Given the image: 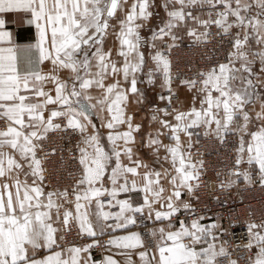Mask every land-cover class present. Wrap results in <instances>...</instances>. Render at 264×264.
I'll list each match as a JSON object with an SVG mask.
<instances>
[{"label":"snow or ice","instance_id":"6c2138e0","mask_svg":"<svg viewBox=\"0 0 264 264\" xmlns=\"http://www.w3.org/2000/svg\"><path fill=\"white\" fill-rule=\"evenodd\" d=\"M128 3L0 0V264H121L116 256L133 264L132 253L138 255L140 264H222L224 260L237 264L230 258L226 242L217 244L219 225L201 223L204 217L197 216L182 199L185 190L190 194L199 187L203 161L193 162L181 134L188 138L187 149L192 147L193 129L203 128L205 137L214 136L221 143L225 136L237 134L234 167L220 187L229 188L240 177L251 184L253 171L264 186V95L256 90L264 87V0H165L168 20L153 34L150 47L163 43L165 37L175 41V30L187 26L189 20L205 29L198 33L194 27L188 28L187 35L196 41L206 39L207 29L215 25L233 42L227 63L198 73L199 81H182L189 90L200 85L199 108L193 105L187 111L171 112L163 108L157 110L162 115L152 116L167 130L157 131L155 136L149 133L146 145L156 153L164 149V161L171 169L162 166L161 170L136 158L130 146L140 125H133L126 107L130 94L139 93L138 74L146 63L139 32L142 24L137 21L147 20L152 13L149 0H132L126 10ZM192 9H207V19L194 16ZM13 14L30 17L27 23L35 27V42L26 48L17 45L6 30V17ZM113 20L119 27L113 33L119 44V60L112 59L111 49H104L108 30L116 27ZM232 29H238L234 36ZM151 60L154 71L163 76V86L171 92L170 61L159 50ZM257 61L259 73L254 70ZM46 62L51 64L47 71L43 68ZM61 72L67 77L62 78ZM152 82L150 71L148 83ZM93 89L100 94L92 95ZM167 99L170 104L171 97ZM257 103L260 110L255 112V120L260 125L251 131L248 106L254 110ZM94 115L108 130L107 147L96 130ZM168 116L174 122L165 118ZM57 119L66 120L67 128L79 131L84 145L79 147L82 172L71 194L68 189L45 192L41 159L37 158L40 142L49 132L61 129L60 123H54ZM121 126L126 129L120 130ZM160 136H167L172 143L163 144ZM242 164L248 168L241 169ZM133 193L142 194V202L134 203ZM121 194L127 198L120 199ZM65 204L73 205L74 211ZM114 208L118 210L112 211ZM181 209L190 223L181 219L176 227ZM61 216L65 230L74 220L79 233L93 238L92 243L67 248L60 245L59 229L54 225ZM138 218L161 226L143 235L137 231L111 234L136 225ZM248 233L245 248L250 253L254 246L258 249L254 258L249 256L248 264H264V222L250 223ZM105 234L110 238L102 245L96 237ZM94 247L110 254L96 261L90 251ZM40 249L48 254L37 259Z\"/></svg>","mask_w":264,"mask_h":264},{"label":"built area","instance_id":"2783aa9c","mask_svg":"<svg viewBox=\"0 0 264 264\" xmlns=\"http://www.w3.org/2000/svg\"><path fill=\"white\" fill-rule=\"evenodd\" d=\"M207 31L209 35L201 41L194 39L187 43L163 42L160 44L159 51L170 61L171 92L165 86L161 91V96L165 97L164 100L168 103V97H171L170 104L179 102L180 96L175 87L182 81L192 79L199 81L201 77L198 73L218 67L220 63H227L228 54L232 51V38L223 35L215 25ZM169 45L174 46L169 50ZM159 79L163 84L162 74ZM199 87L200 85L197 84V87L193 89L197 91ZM56 123L62 125L61 129L49 132L46 139L40 142L37 158L41 159L45 189L48 191L68 189L71 194L72 186L82 172L79 164V135L75 130L67 128L64 121ZM238 140L239 136L234 133L225 136L223 143L211 135L208 137L202 135L197 140L190 153L193 162L203 161V166L197 182L199 187L194 188L190 193V205L195 209L197 216L204 217L201 222L217 220L221 223L219 240L221 243L226 242L225 247L230 258L236 260L237 264H248L249 256L253 258L254 249L253 247L250 253L245 248L249 240L248 225L253 222L257 224L264 222V186L259 184V178L253 171L251 184H245L240 177L231 187L226 189L220 187L222 181L228 180V172L234 167ZM240 167L247 169L244 164ZM70 199L74 198L70 195ZM65 207L71 210L74 208L70 204H65ZM181 219L190 223V217L185 215L184 209L177 213L176 227L179 226ZM132 226L142 235L152 228L147 218H138L137 224ZM58 228L63 236L61 245L64 248L92 243L93 238L79 233L74 220H70L65 230L61 216ZM109 238V236L96 237L102 245ZM103 249L94 247L90 251L93 257H98ZM222 264H227V261L224 260Z\"/></svg>","mask_w":264,"mask_h":264},{"label":"crops","instance_id":"0c3cea01","mask_svg":"<svg viewBox=\"0 0 264 264\" xmlns=\"http://www.w3.org/2000/svg\"><path fill=\"white\" fill-rule=\"evenodd\" d=\"M131 2H132V0H129L128 5L126 6V10H127V7H130ZM149 2H150L149 11L152 13V15L145 21H137V23L142 24V27L139 28V32H140V35L142 37L141 51L143 52V54L145 56L146 63L144 65L142 71L138 74L139 93L136 96H132L130 94L129 101H128V104L126 107V113L133 117V125L134 126L137 124L140 125V130L133 134L134 138H135V143L130 145V146L133 148L134 156L136 158H139L140 160H142L145 164H148L150 167H152L156 170H161L162 166L165 168L171 169L170 164L168 162L164 161V156L166 155V153H165L163 148H161L160 151L158 153H156V152H154L153 148L146 146L148 143V139H149V137H148L149 133H152V135L155 136L157 131L167 132L166 129H162L160 127L158 122L152 120V116L154 114L162 115L161 113H158L157 110L163 109V108H167L169 112H171L173 109H177V110H181V111H187L191 107H193V105H195V107L199 108L200 107V99L202 97L199 96L198 92L195 89L189 90L187 85H185L184 83H180L179 85H177L175 87V89L177 90V92L179 93V96H180V100L178 103L169 104L164 99H161V97H162L161 91L163 88V84L161 83V81L159 79L160 73H156L154 71L155 64L151 60V56L154 55L157 50H159V46L161 43L157 42L155 48H152L149 45L152 43L153 34L155 32H158V30L164 26V24L168 20V16H167V12H166L165 7H164L165 0H149ZM171 7L172 6L169 5V10L171 9ZM191 11H192L194 16L200 15V16H202L203 19H207V15L204 14L207 12V9H204V10L192 9ZM29 18L30 17H24L22 14H13V15L6 17V19H7L6 30H8L12 33L13 40L22 49L26 48L27 45L35 42V27L33 25H30L27 23V19H29ZM118 18H119V14H118ZM230 19H232V18H230ZM111 23L116 25V27L110 28L108 30L109 35L105 37L104 49H105V51H107L108 49H111L112 50V59L119 60V59H122V58L117 57V55H116V50L119 47V44H118V41L115 39V36L113 34L114 32L119 31V27H118L117 20H113ZM189 27H194L198 33L203 32V30H204L200 25L195 24L193 21L189 20L187 22V26H180L178 29L175 30V34L177 36V39L175 41H172L169 37H165L164 42H169L171 44L191 42L192 40L195 39V37H190L187 35ZM237 31H238V29H232L231 30L233 36L235 35V33ZM253 47H255L254 44H253ZM21 55L24 56V55H26V53L22 52ZM236 66L239 67V63H237ZM259 67H260V65H259V62L257 61L256 64L254 65V70L256 73H259ZM43 68L45 71H47L48 69L51 68V64L46 62L45 65H43ZM150 71H153V82L152 83H148ZM60 75L62 78L67 77L66 72H61ZM262 79H264V78H262ZM109 82H111V81L109 80V81H106L105 83H109ZM49 87H51V86L49 85ZM256 90L259 93H261L262 95H264V87H257ZM91 94L96 96V95H99L100 92L97 89H93V90H91ZM52 95H54V91L52 92ZM194 96H197V99L195 101L193 100ZM50 107H54V106H50ZM252 108H253L252 105L248 106L249 114L253 120V124L250 125V130L255 131L256 128L259 127V125H260V122L255 120V112L260 110L259 109V103H257L255 105L254 110H252ZM45 115H47V113ZM165 118L172 121L171 116H168ZM92 119H93L94 124L96 125V130L101 137L102 144H104L105 147H107L106 136H107L108 130L101 126V120L98 119L95 115L92 117ZM57 120H61V119H57ZM172 122H174V121H172ZM239 122L240 121H238V123ZM213 127H214V125H213ZM125 129H126V126H121V128H120V130H125ZM75 131L79 135L80 147H84V145L81 143L82 137H81L80 132L77 130H75ZM192 131L194 132V135L192 137L191 149L196 145L197 140L202 135H204L203 128L193 129ZM88 133L89 134L92 133L91 128H89ZM159 139L161 140V142L163 144L172 143V141H170V139L167 136H160ZM181 142L185 146L186 151L191 150V149L186 148L187 143H188V138L186 136H184L183 134H181ZM17 159H19L18 156H17ZM244 167L248 168V165L244 164ZM141 171H143V169H141ZM21 179H23V177H21ZM106 186L110 187V185L107 184V181H106ZM47 191L48 190L45 189V192H47ZM119 198L120 199L127 198V194H121V196ZM190 198H191V195L189 193H187V191L185 190L182 194V199L185 202L190 203V200H191ZM104 199H107V197H105ZM132 199H133L134 203L142 202V194L133 193ZM157 207H159V206L157 205ZM116 210H118V209H115V208L112 209V211H116ZM73 211H74V208H73ZM149 221L152 225V228L161 226L159 223L154 224V222L152 220H149ZM201 223H205V224L217 223L219 225V229H218V231H216V235L218 237L217 244L219 246V244L221 243L219 240V234H220L221 228H222L221 223L217 220L208 221V222H201ZM75 225H76L77 229L79 230V227H78L76 222H75ZM54 226L58 228V223L55 224ZM128 231H135L133 229L132 225H130L128 229H120V230H117L115 233H111V234L112 235H123V234H127ZM262 234H264V233H262ZM56 235L58 237V243L61 245L62 240H59V237L62 235H61L60 231H58V233ZM104 236H109V235L105 234ZM197 247H199V246H197ZM57 250H59V249H57ZM115 251L116 250L113 249V253ZM257 251H258V249L254 246L253 258H254V254ZM47 254H48L47 251H45L44 249H40L37 252L36 258L37 259L43 258V256H45ZM105 254H110V253H106L105 250L103 249L101 255H99L98 257H93V258L96 261H100V260H102V258ZM115 258L118 259L121 262V264H125V257L124 256H116ZM130 259L133 261V264H140L139 257L136 253H132L130 256Z\"/></svg>","mask_w":264,"mask_h":264},{"label":"rangeland","instance_id":"374dc122","mask_svg":"<svg viewBox=\"0 0 264 264\" xmlns=\"http://www.w3.org/2000/svg\"><path fill=\"white\" fill-rule=\"evenodd\" d=\"M163 87H164V86H163ZM58 121H64V122L66 123V121L63 120V119H61V120H56V121H54V123H56V122H58Z\"/></svg>","mask_w":264,"mask_h":264}]
</instances>
